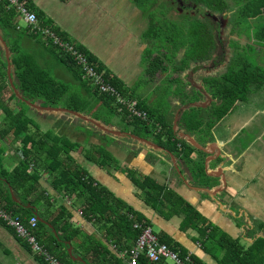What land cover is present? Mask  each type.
Listing matches in <instances>:
<instances>
[{
	"label": "crops",
	"instance_id": "crops-1",
	"mask_svg": "<svg viewBox=\"0 0 264 264\" xmlns=\"http://www.w3.org/2000/svg\"><path fill=\"white\" fill-rule=\"evenodd\" d=\"M26 1L38 15L39 22L55 26L61 37L73 42L78 48L86 50L101 70H104L113 81L115 79L121 83L125 95H130L141 103L133 96L131 87L136 85L139 75L143 81L148 82L153 78L151 72L157 74L160 70L156 71L157 68H152L149 71V68H146L152 61L149 58L144 59L151 53V50L146 51L148 46L146 41L152 46L153 43L149 37L146 38L143 31L142 16L145 12L132 4L133 0H131L132 3L128 0ZM18 26L3 31L6 43L12 41L18 45L22 56L26 59L23 63H29L31 69L39 73H47L54 81L65 85L68 92L62 97L65 101L61 102L65 103L73 97L75 104L83 103L85 100L99 112H104L108 109L107 107L114 108L113 103L99 95H96L97 99L91 97L92 94L90 96L88 83L83 80L80 68L75 64V66L71 65L70 59L61 56L59 51L41 36L38 38L39 35L31 34L27 27ZM155 50L158 49L155 48ZM16 55L19 56V54ZM0 57L5 61L4 53L1 52ZM12 57L13 53H11ZM143 61L146 65L144 67ZM167 61L166 59V63ZM94 92L96 93V90ZM12 94L14 93L7 81L6 72L5 77L0 73V128L6 118L5 110L11 111V117H13L18 110L23 109L16 99L11 98ZM259 98L263 100L261 106ZM34 103L42 105L43 101L37 99ZM142 104L146 105L145 102ZM151 110L154 113L152 108ZM31 111L29 113L32 115L24 117V121H30V123L32 121L28 128L29 134L23 132L16 139L14 132L17 129L12 128V133L3 138L0 136V145L4 153L0 168L11 173L20 166L24 159V142L31 134L43 139V142L36 139L40 145L49 143L50 139L48 140L47 136L50 135L51 145L55 150H58V147H55L58 143L56 139L61 138L59 142L62 144L63 139L68 138L72 143L82 145V148L71 152L75 161L71 163L82 165L93 179L108 188L110 196L114 199L111 204L119 210L122 208L120 211L125 212L128 219H133L132 230H135L133 229L135 222L141 223L137 219L148 221L151 229L152 226L157 228L158 232L152 231L159 240L164 239L170 242L171 247L179 248L185 253H192L199 264H241L239 260L244 257L239 251L233 250L225 242L226 239L235 240L244 249L251 247L253 250L257 249L255 251H258L260 258L263 259L261 264H264V87H253L249 90L245 100H236L209 131L212 139L208 135L203 139L204 145L202 146L205 147L206 154L215 152L214 154L218 155L215 160L219 159V161L208 162L207 173L213 171H218V174L222 173L226 183L225 187L221 179L210 178L205 174V158L188 143L187 145L191 148L187 146L185 151L179 150L181 154L173 152V158L164 151L147 149L138 143L136 146L138 154L129 153V150H133V145L129 144V148L121 146L118 149L116 146L120 139L82 124L81 121L69 117L49 116L35 109ZM123 117L127 121L125 115ZM102 124L119 130L115 124ZM145 124H143L144 127H150V125L158 127V123L149 120ZM82 136L90 139L88 143L91 149L81 143ZM107 136L113 141H107ZM193 137L195 138V135ZM31 146L32 143H29L27 148L30 149ZM101 148L111 153L116 158V162L100 161L99 163L85 157L86 152L90 151L95 158ZM60 159L68 163L64 155ZM189 163L193 164L189 165ZM197 164L202 165L205 176L202 179L195 175ZM46 166L45 162L41 161L39 172L36 171L35 166L33 168L31 165L32 168H30V172H35L39 176L37 184L34 185L36 193H33L31 200L39 199V201L27 207H32L33 215L38 212L46 215V220L37 218L34 235L36 237V231L41 233L42 241H46L49 233L56 235L51 224L55 223L61 214L70 213L71 217L65 220L68 223L60 218L61 221L55 224L59 229L58 233L65 237L77 232L73 237L76 243L73 244L72 240H65L64 243L58 241L57 243H39L36 237L37 244L58 264H85V256L90 264H126L125 255L136 239L128 240L124 232L118 228V223L116 226L115 223L112 225L105 221L98 222L96 219L87 220L84 214H80L84 208L82 197L75 194L70 196L64 191L58 192L53 187L51 176L45 170ZM190 167L193 168L195 174H189L187 168L190 169ZM173 168L175 170L181 168L184 179L179 176L177 170L175 174ZM130 173H133L134 177L140 181L148 177L157 184L163 185L165 191H172L176 196L173 197L172 194L166 192L165 197L159 200L157 205L148 204L145 201L144 192L134 185ZM193 176L205 182L204 186L209 185L212 191L219 187L223 188L217 194L216 200L194 189L198 187L192 181ZM149 185L152 186L150 182ZM29 186L30 184L26 185L27 188ZM7 191L10 192L14 201L17 200L16 203L20 202L17 192L12 188ZM179 198L194 208L196 217L190 216L188 222L184 216L185 213L182 212ZM0 204L5 211L4 204L1 202ZM127 206L132 207L139 218H135L133 212L126 213ZM62 208L64 212H61ZM8 214L17 219L14 214ZM38 222L43 226H38ZM86 241L90 243L88 247H86ZM11 254L12 260L10 261ZM39 257L45 263L40 262ZM78 258L82 261L77 260ZM141 258L139 264H160L149 262L144 257ZM0 264L49 263L44 256L34 253L29 244L18 236L16 230L14 232L8 230L0 223Z\"/></svg>",
	"mask_w": 264,
	"mask_h": 264
},
{
	"label": "trees",
	"instance_id": "trees-1",
	"mask_svg": "<svg viewBox=\"0 0 264 264\" xmlns=\"http://www.w3.org/2000/svg\"><path fill=\"white\" fill-rule=\"evenodd\" d=\"M191 1L202 3L207 7L208 6L215 7L218 9H223L225 7L230 8L235 6L236 8L235 17L237 23L242 26L244 23H250V21L254 20V18L264 15V0H191ZM143 2L144 0L141 1V5L137 4V7L144 10L145 14H147L150 17L149 29L147 30L146 33L149 34V39L152 40L153 48L156 49L160 48V50L164 49L162 45L156 46L157 42L155 41V39L159 40V37L157 38L158 31H160V33L163 34V32L168 28V26L170 27L172 25L175 26L177 29L183 31L182 39L185 40V44L180 43V45L176 47L175 55L178 53L179 50L185 49L186 56L184 58L187 59L196 58L202 55L205 56V54L208 53V51H210L213 48V40L208 36L207 30L201 29V27L204 28V25L195 22L190 27V29L187 30L184 27V25L180 26L178 22L177 23L169 22L167 13L164 14V16L166 15L167 20L166 18H164V20L168 21V24L165 23H160L162 25L158 24L157 32H154L155 33L154 35L153 33H151L154 23L152 16L154 14V9L156 7L157 2L154 1H147L145 3ZM9 4L10 3L8 0H0V28L3 31L11 30L15 28V26L17 25L16 20H18V16L16 14V10L13 7L8 8ZM28 6L31 7L30 5ZM149 8H152L150 11L152 14L147 13ZM40 23L42 25H45L42 22ZM192 31L194 32L193 35L190 34V32ZM204 33L205 35L201 36V34ZM248 37L262 44L261 46H264V26L261 27L257 31V33ZM170 40L171 38L168 39L166 38V41H170ZM186 44L190 45V47L186 48ZM236 47H237V43L235 44V48ZM8 48L9 51L13 53V57L11 58V61L15 68V88L22 94V97L25 100H29L31 102H35L37 99H41L43 101L42 106H56L55 104L58 103L59 100L66 95V92H68V90H66L65 85L57 83L49 76H46L44 73H39L34 71L33 69H31L29 65L25 66L23 63L24 60L17 59L16 57L18 55L14 53L15 51L19 50L18 45L15 44L13 47L11 48L8 47ZM239 48H241V46H239ZM244 48L245 49H243L242 46L243 51L237 52L238 54L236 53L237 54L236 58H234L233 61H231L230 67L227 69L226 73H224L221 77L218 76L217 78H211L210 80L209 84L214 87L215 92L218 94V97L221 99V104L218 107L216 118L206 124L207 130H209L219 119H221L225 115V113L230 109V107H232V105L236 100H245L251 88L264 87V67L261 66L262 64L259 61H258L259 63L258 65L254 63V66H252V64L249 63L250 60L247 57L248 52L254 53L253 45L247 44L246 46H244ZM146 49L147 52H150L151 50L148 49V46ZM81 50L84 53H86L88 58L93 60L92 57L86 52V50H84L83 48H81ZM1 52L2 51L0 50V54ZM243 55L245 59L241 58V56ZM187 59L186 60L184 59L181 62L182 67L180 69H182L185 65L188 64ZM171 60L172 58L170 59V61ZM3 62L6 65V62L5 61ZM162 63H158L159 67L163 66ZM71 65H74V63L71 62ZM106 78H108V74ZM111 81L118 89L120 88L122 91V86L120 82L115 81V79L114 81L113 80ZM97 95L99 94L97 93ZM100 97L112 103L111 99H109L108 97H103V96ZM11 98L18 100L14 96V94L11 95ZM70 100H74V98L70 97ZM73 105L75 106V108L73 109L74 111H78L82 113L86 111V108L81 106V104H73ZM139 105L147 112L149 121L158 123L163 127L167 126V124H165L164 122H160V120H153L154 113L145 104L139 102ZM5 115L6 118L3 121L0 128V130L2 129L0 131L2 132L0 133V136L2 138L5 137V135H9L10 133H12V128L17 129L14 132L16 139L19 138L18 136L23 132H27L29 134L28 128L32 124V121L31 123L30 121H28L27 123H23L24 117H26L25 111L23 109L18 110L13 117H11V111L9 112V110H5ZM9 116L11 117L10 119ZM198 118L199 117L197 116V113L194 111L190 112L189 115L185 117L184 120L186 121V125L187 127H189L190 131L194 132L202 125V122ZM139 124L142 123L139 121L133 122L134 127L138 126ZM153 127L154 126H152L151 128ZM151 128H149L148 126L144 127L146 131H151ZM35 136L36 135L33 134L29 135L26 141L24 142V150H23L24 159L20 163V166L17 169H15L11 173H8L6 170L0 168V202L4 204L3 206L5 208V211L7 213L14 214L17 220L18 221L20 220L25 225H27L28 220L33 216H36V218L44 219V217H42V215L39 212L36 215H33L34 212L32 213L31 210L32 207L30 208L27 207L28 205L30 206L35 205V203L39 201V199L31 200L33 193H36V187H34V185L37 184L39 180V176L35 172H30V168L32 167L34 168L35 166L36 171L39 172V170L41 169V161L42 162L44 161L45 164L48 166V168H46L47 166L45 167V170H47L48 174L51 176L53 187L58 192L64 191L66 194H69L70 196L75 194L78 197H82V200L84 202L83 213L87 220L96 219V221L98 222L105 221L106 223H111L112 225L115 223L116 226L118 223L120 226V227L118 226V228L122 232H124V235L127 237V239L135 240L138 235V232L132 230L131 225L133 219H128L127 214L125 215V212L120 211L122 210V208H120L119 210V208L114 207V204H111L114 199L113 197L110 196V192L106 186L101 185L98 181L93 179L90 173L82 165L74 163L75 161L71 156V152L77 149L76 144L72 143V146L65 145V142H62L61 144L59 142L61 138H58L56 139V141L58 140V143L57 145H55L56 147H58V150H55V148L52 147L53 145H51L52 138L50 135L47 136V139L48 140L50 139V142L43 143L42 145H40V143L37 142L36 139L41 142H43V139L40 137L36 138ZM158 139L160 141V138ZM180 142H182V144H185V142L183 141L176 140V142L173 145L174 147L172 148L174 152L180 153L178 147V143ZM29 143H32L30 149L27 148V145ZM160 144H162V142H160ZM77 145L80 146L78 143ZM3 154L4 153L0 145V167L3 161V157H2ZM97 154L98 155H95V158H93L94 156L93 153L87 151L85 157L87 159H91L100 163V161L106 162L108 160L107 156L109 157L111 153L102 149V151H99ZM62 155L65 156V159L68 160V163L63 162L60 159ZM72 161L74 162L71 163ZM51 165H53V167ZM196 169L197 171L195 173L197 177L199 179L204 178L205 176L203 175L202 165L197 164ZM130 176L132 177L134 185L140 188L144 192L145 201L148 204L157 205V202L165 197L167 191H165V187L163 185L157 184L154 180H151L148 177H145L144 180L140 181L138 180V178L134 177L133 173H130ZM149 182L152 186L149 185ZM28 184H30L29 188L26 187V185ZM9 188H12L15 192H17L18 194L17 197L20 200L19 203H16L13 200L9 191L6 192V190ZM167 194H172L173 197L176 196L172 191H168ZM178 200L179 203L181 202L180 204L182 206V212L185 213L184 216L187 219V222L189 221L190 216L196 217L193 207H191L181 198H179ZM122 206L125 205L122 204ZM63 210L64 208H62L61 212H64ZM125 211L128 214H130L129 212H133L134 217L135 218L138 217V215H136V212L133 211L132 207L130 206H127V210ZM70 217H71L70 213L68 214L63 213L59 216V219L62 218L61 220L64 219V222L68 223L65 220H68V218ZM59 219L57 220L58 222L61 221ZM1 221L0 223L5 228L13 232L15 231V229L8 226L6 222L2 221L3 222L2 223ZM57 221L55 223H57ZM137 221L141 222L144 225L149 226L148 221L146 222L145 220H138V219ZM55 223H52L51 225L53 226L56 235L49 233L48 237L45 239L46 241H42L43 235H41V233L39 234L37 231L35 232L36 237L39 240V243H57V241L60 243H64L65 240L66 241L72 240L73 237L76 236L77 232L73 233L72 236L66 235L65 237L63 235H60L58 233L59 229L56 227ZM38 226L42 227L43 225L40 222H38ZM106 231L109 232L108 229H106ZM48 240L49 242H47ZM160 241L167 243V245L170 243L168 241L166 242L164 239H160ZM225 242L228 243L233 250L239 251L241 253V256L244 257L241 258V260H239L241 261V264H261V260L263 259L260 258L261 255H259V252L255 251L257 249L253 250V247L244 249L242 246L238 245L235 240L226 239ZM172 247L175 248L174 246ZM182 253L185 252L182 250ZM38 259L40 262L45 263L42 258L39 257ZM140 260H142V258ZM84 261H86L85 264H90L88 260L85 258Z\"/></svg>",
	"mask_w": 264,
	"mask_h": 264
},
{
	"label": "rangeland",
	"instance_id": "rangeland-1",
	"mask_svg": "<svg viewBox=\"0 0 264 264\" xmlns=\"http://www.w3.org/2000/svg\"><path fill=\"white\" fill-rule=\"evenodd\" d=\"M132 3L131 0H128ZM141 1L142 0H136V1H133L132 4L134 5H141ZM147 1H154V2H157L156 3V7L154 9V14L152 16L153 18V29L151 30V33H153L155 35L154 32H157V25L160 24V23H165V24H168V21L169 22H180L181 20L183 21L184 18L183 17H179V16H176L174 15L173 12H170V14H168V21H165L164 18H166V15L164 16V14H166V11L168 10V4H166V1L165 0H144L143 3L147 2ZM159 1V2H158ZM172 11V10H171ZM230 21H233V17H234V13L236 11V8L235 6L232 7V9H230ZM148 14H152L150 11H147ZM143 18V31H144V34L147 37H149V34L145 33V31L147 29H149V21H150V17L147 15V14H143L142 16ZM167 20V18H166ZM236 22V21H235ZM232 24L234 22H231ZM16 24L19 25L20 27L24 28L26 27L24 21H22V18H19V20H16ZM162 25V24H160ZM237 25V24H236ZM18 26V27H19ZM234 26V24H233ZM239 29H237V32H235L233 34V38H234V42H238L240 45L243 46V49L244 46H246L247 44L249 45H253L254 47V54L255 56H253L252 52H248L247 53V57L248 59L250 60V64H252V66H254V63L255 64H259L258 61L262 64L261 66L264 67V46H261L262 44L258 43L257 41H255L254 39L252 38H249L248 36H252L253 34L257 33V31L264 26V15H261L257 18H254V20L250 21V23H244L243 26L242 25H239ZM185 27V26H184ZM186 28V27H185ZM236 31V29H235ZM193 31L190 32L191 35H193ZM250 33V34H249ZM157 34V33H156ZM249 34V35H248ZM185 35V34H184ZM182 36H183V31L180 30V29H177L175 26H168V28L162 33H160V31H158V34H157V38L159 37V40L155 39V41L157 42V45H162V47L164 49L160 50V48L156 51L155 48L152 49V45L149 44V42L146 41V44L148 45V49L150 50L151 49V53L150 55L148 56H145L144 54V59L145 58H149V60L152 59L151 62L148 63V66L145 65L144 61H143V67L144 65L146 66V68H149V71L152 69V68H157L156 71H159V70H163V72H157V74L154 72L152 73V80L151 81H143L142 80V77L141 75H139L138 77V80L136 81V85L131 87L132 88V92L134 93L133 96L136 97L137 99H139L141 101V103H146L147 107L149 109H153L154 110V118L156 120H160V122H164V123H169L170 120L166 119L167 117V113H165V111H168L169 108L172 109L173 107V104L171 103V100H173V98H170V96L174 95V93L176 94H181L183 91L184 93H182L181 95L184 97L185 96V87H184V83H182V80L181 79H172V78H168L166 76V74L164 72H172L174 69H175V65H178L180 68L182 67V63H180V58L183 56L182 51L179 53V56L177 58H174L175 56V51H176V47L181 44H185V40L182 39ZM40 38V36L38 37ZM166 38H171L170 41H166ZM7 39V37H6ZM11 41L8 42V47H13L15 44ZM46 45H49L48 43H45ZM236 44V43H235ZM190 45H187L186 44V48H189ZM235 47V46H234ZM234 47H233V51H236L237 48H239V45L237 44V47L235 48L234 50ZM242 48V47H241ZM239 51L241 49H238ZM238 50L236 52H238ZM231 51V50H230ZM156 54H155V53ZM15 54H19V56H17L16 58L19 59V60H26L24 56H22V52L20 50H17L14 52ZM238 54V53H237ZM236 54V55H237ZM154 56V57H153ZM172 58V60L170 61V59ZM174 58V59H173ZM242 59H245L244 58V55L241 56ZM257 58V59H255ZM166 59L168 60L166 63ZM185 60L187 58H184ZM164 60V61H162ZM23 61V62H24ZM163 62V63H162ZM158 63H162L163 67H159ZM25 66L29 65V63H24ZM6 65L5 63L3 62V60L1 59L0 57V73L2 76L5 75V72H6ZM184 72H176L175 74H172L173 76H177V75H182ZM46 76H49V74L45 73ZM221 77V76H220ZM200 77H197V79H199ZM175 83H176V87H175ZM88 89H89V93H90V96L91 94L93 96V98H96L97 94L94 92L95 89L92 85L88 84ZM181 95L180 96H174L176 97L175 99H179L181 98ZM95 96V97H94ZM97 99V98H96ZM61 101H65L63 100L62 98L59 100L58 103H56V107L57 106H63L64 108L66 109H70V110H73L75 108V106L73 104H75L73 102V100H69L68 102H61ZM259 105L261 106L263 104V100L259 98ZM16 102L19 104V106L21 108H23V110L25 111V115L29 117V115H32V113H29L31 111V109L28 108L27 105L19 102L18 100H16ZM77 104V103H76ZM81 106H83L84 108H87V110L85 111V115L93 118V120H96V121H101L102 123H107V124H115L117 125V128L122 131L123 133H129V132H132L133 130L135 131L136 134L140 135L141 137L143 138H147L148 140H152V137H151V133L150 131H146L143 127V124H139L138 126H133V122L134 121H131V120H127L125 121L122 113L118 112V110L115 109L113 111L112 108H109L107 107L108 109L105 110L104 112H99L96 110V108H93L91 107L92 104L89 105V103H87L85 100L83 101V103H80ZM151 107V108H150ZM177 108V107H176ZM209 110L211 111V109H202L201 112L203 113V116L206 115L207 117V113L209 112ZM33 112V111H31ZM195 112L197 113L198 110H195ZM11 117L9 116V119ZM207 119V118H205ZM27 123V121H24ZM23 122V123H24ZM80 124V123H79ZM159 127V125H157ZM52 133V132H50ZM210 138L212 139V137L210 136ZM82 139L81 140V143H84L83 145L87 148H89V143L90 142V139H88L86 136H82ZM107 141L109 142H112V138L107 136L106 137ZM197 143H202L203 140H202V137L200 136H197V138H195ZM88 140V141H87ZM127 140L121 138L120 141L118 142L119 144L116 146V148H121V146L123 147H126V148H129L130 146L127 144L126 142ZM63 142H65V145H69V146H72V142L70 139L68 138H64ZM124 143V144H123ZM126 143V144H125ZM129 144L133 145L132 146V151H128L129 153H137L138 154V150L136 148V146H138L137 143H135L134 141H129ZM128 145V146H127ZM82 146V145H81ZM81 146H78L77 143H76V147L78 149L82 148ZM56 147V146H55ZM91 149V148H89ZM99 149V148H98ZM82 150V149H81ZM100 151H102V148L100 149ZM140 151V150H139ZM73 152V151H72ZM132 156V155H131ZM3 157V160H4V155H2ZM108 160L107 162L109 163H114L116 162V158L110 154V156L108 157ZM189 165H191V163H189ZM190 170H191V173L192 174H195L193 173V168L190 167ZM196 175V174H195ZM193 183L196 185V187L198 188H206L208 186H204L205 182H202V181H199L196 179L195 176H193V179H192ZM181 203V202H180ZM41 215L43 214L42 217L45 218L46 220V215L44 213H41L39 212ZM152 230L156 233L158 232L157 231V228L152 226ZM72 242L73 244H75V240L72 239ZM87 242V241H86ZM5 245V243L3 244ZM90 245L89 242L86 243V247H88ZM86 259H88L86 256H85ZM9 260L11 261L12 260V254L10 255V258ZM12 263V262H10Z\"/></svg>",
	"mask_w": 264,
	"mask_h": 264
},
{
	"label": "flooded vegetation",
	"instance_id": "flooded-vegetation-1",
	"mask_svg": "<svg viewBox=\"0 0 264 264\" xmlns=\"http://www.w3.org/2000/svg\"><path fill=\"white\" fill-rule=\"evenodd\" d=\"M165 1L166 4H168V10L166 11L167 15L170 14V12H173L175 17L179 16L184 18L183 21H178V24L180 26L184 25L188 30L193 25V23L198 22L199 24L204 25V28L201 27V29H206L208 32V36L213 40V48L208 51L205 56L202 55L196 58H188V64L185 65L182 69H180L178 65H175L176 67L172 72H164L168 78H172L174 80H182V83L185 84V96L183 97L181 95L182 93H184V91L181 94L174 93V95L170 96V98H173V100H171L173 107L172 109L169 108L168 111H165V113H167L166 119L170 120V122L165 123L167 124L166 127L158 124L159 127L151 128L152 126L150 125L149 128H151L150 133L152 137V140L150 139V141L159 147H163L171 154H173L174 151L172 150V148L174 147L173 145L176 140L185 142V144H182V142L178 143L180 151H183L184 148L186 149V147L188 146L187 142L185 140H182V136L185 137V135H188L193 137L195 135V138H197V134H199V136L202 137V140L205 139L207 135L210 136L209 131L214 127L216 123L209 130L205 128V124L207 121L210 122L216 118L218 107L221 104V99L215 92L214 87L209 84L210 80L211 78H217L218 76H222L224 73H226L227 69L230 67L231 61L236 58V51L238 49H241L240 51L238 50V52H242L243 49L238 48L236 49V51H233L235 43L239 44L238 42H234L233 38V34L237 32L239 26L235 15L233 17V21H230V9H232V7L218 9L215 7H207L202 3L192 2L191 0ZM151 9L152 8H149L148 11H151ZM231 22H234V26ZM204 35L205 33L201 34V36ZM239 46L242 47V45L240 44ZM181 51V54H183V56L179 59L180 63L186 56V50H179L178 53L174 56V58H177ZM252 54L253 56H255L254 53ZM162 71L163 70H160V72ZM178 71L184 73L177 76L172 75ZM197 77L200 78L197 79ZM180 95L181 98H179L178 100L175 99L176 97L174 96ZM205 108L211 109V111L209 110V112L207 113V117L206 115L203 116V113L201 112V110ZM195 110H198L197 116L199 117L198 119L202 122V125L194 132H192L190 131L189 127H187L186 121L184 119L189 115L190 112H195ZM129 133L143 138L140 135L136 134L134 130ZM158 138H160V141ZM195 138L193 137V139ZM124 139L127 140L126 142L128 145L129 141H132L128 138ZM160 142H162V144H164L165 146L160 144ZM200 144L204 145V141ZM198 152L203 155L201 156L205 158V160H211L212 158L215 159V157L218 156L214 154L215 152H209L210 154H206L207 151L205 150ZM216 160L219 161V159ZM173 169L175 174L178 171L179 176H184L183 170L181 168H176L177 171L175 170V168Z\"/></svg>",
	"mask_w": 264,
	"mask_h": 264
},
{
	"label": "built area",
	"instance_id": "built-area-1",
	"mask_svg": "<svg viewBox=\"0 0 264 264\" xmlns=\"http://www.w3.org/2000/svg\"><path fill=\"white\" fill-rule=\"evenodd\" d=\"M8 8L13 7L16 14L26 24L31 34L41 36L45 41L54 46L59 54L71 60L81 70L82 78L85 82L92 85L100 96L111 99L113 107L122 112L127 120L139 121L142 124L148 123L147 112L139 105L138 101L130 95H125L113 83L107 73L100 70L94 60L87 57L80 48L73 42L61 37L55 26L42 25L34 10H32L26 0H8ZM83 215V211H80ZM0 220L14 228L19 237L29 244L30 249L41 256L49 264H58L51 258L45 250L37 243L34 231L37 228V218L31 217L27 225L14 219L5 212L0 204ZM133 229L138 232L134 245L126 253V264H139L140 258L144 257L147 261L160 264H199L192 253H182L179 248L160 241L158 236L152 231L150 226L135 222Z\"/></svg>",
	"mask_w": 264,
	"mask_h": 264
},
{
	"label": "water",
	"instance_id": "water-1",
	"mask_svg": "<svg viewBox=\"0 0 264 264\" xmlns=\"http://www.w3.org/2000/svg\"><path fill=\"white\" fill-rule=\"evenodd\" d=\"M0 50L4 53V59L6 61V76H7V81L10 85V88L12 89L14 96L19 101L25 103L29 108L35 109V110L42 112V113H47V115H49V116L69 117L71 119L81 121L82 124H85L87 126H91L98 131L100 130L104 134H108L110 136H113L116 139L128 138L134 142H137L140 145L147 147V149H152V150H156V151H164L167 153V155H170L172 158L174 157L168 150L164 149L163 147H159V146L151 143L150 141L143 139V138H140V137H137L133 134L123 133L122 131L114 129L110 126H107L106 124L104 125L100 121H96V120L89 118L88 116H85L84 113H82V112L66 109L63 107H44L39 103H34V102L29 101V100H25L22 97V94L15 88V84H14L15 70H14L13 64L11 63V53H10L9 48L7 46L6 40L4 39L3 30L1 28H0ZM182 140H185L187 143H189L191 145V147H193L195 150H198V151L205 150V148H203V146L201 144L197 143L195 141V139H193V137H191V136H188V135H185V137L182 136ZM208 161H216V160L212 158L211 160H205L204 161L205 174L210 178L221 179V183H222L223 187H225L226 183H225V180L223 178L222 173L218 174V171H213L211 173H207L208 172L207 171ZM187 170H188L189 174H192L191 170L189 168H187ZM207 186L208 187H206V188H194V187L193 188L206 193L210 199L216 200L217 194L219 192H221V190L223 188L219 187L218 189H214V191H212L210 189L211 187L209 185H207ZM15 201H17V200H15ZM40 222L43 223L42 220H40ZM70 253H71V251H70ZM77 260L82 261V259H80V258H78Z\"/></svg>",
	"mask_w": 264,
	"mask_h": 264
}]
</instances>
